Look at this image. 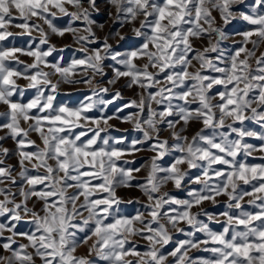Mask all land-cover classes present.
<instances>
[{
    "label": "clouds",
    "instance_id": "obj_1",
    "mask_svg": "<svg viewBox=\"0 0 264 264\" xmlns=\"http://www.w3.org/2000/svg\"><path fill=\"white\" fill-rule=\"evenodd\" d=\"M0 119V264H264V0H0Z\"/></svg>",
    "mask_w": 264,
    "mask_h": 264
},
{
    "label": "snow or ice",
    "instance_id": "obj_2",
    "mask_svg": "<svg viewBox=\"0 0 264 264\" xmlns=\"http://www.w3.org/2000/svg\"><path fill=\"white\" fill-rule=\"evenodd\" d=\"M86 2H87V0H86ZM101 2H102V0H96V5L99 6V5L101 4ZM233 30H234V31H243V28H242L240 25H236V26H234V29H233ZM248 35H252V33H248ZM9 43H10V42H9ZM17 43L19 44L20 41H18ZM24 43H27V41L25 40ZM129 46H130V47H133V46H135V45H134V44H131V45H129ZM237 47H239V45H238ZM133 55H135V53H133ZM217 91H220V89L218 88ZM17 98H18V97H17ZM232 103H234V101H232V100H229V101H228V104H232ZM12 107L15 108L16 105L13 104ZM65 111H66V110H65ZM68 114H69L70 116L73 115V113H71V112H69ZM5 123H7V120H6V119H0V124H5ZM61 123H69V121H61ZM258 143H259V142H258ZM77 151H79V149H77ZM84 155H85V156H89V155H91V156L95 159V157L98 156V155H100V153H84ZM261 164H264V163H261ZM0 168H2V167H0ZM252 170L255 171L256 169L254 168V169H252ZM85 174H86V175H89V176H90V175H94V173H93L92 171H86ZM241 178L243 179V177H241ZM261 184H264V179L261 180ZM257 187H260V185H257ZM247 191H252V189H247ZM261 191H264V188H261ZM4 219L6 220L7 217H5ZM257 219L260 220L261 223H264V216H258ZM116 226H117V225H112V227H116ZM16 231H17L18 233H23L24 229H23V227H21V228H17ZM41 238H42V237H41ZM81 239H83V237H82ZM186 239H187V237H183L182 239H179V240H186ZM197 239H200V238L198 237ZM215 243H216L217 246H219V245H223V244L225 243L223 236L218 235V236L216 237ZM0 244H4V245H6V244H7V241H5V240H3V239H0ZM14 247H15V246H14ZM175 247H176V245H172V247H169L168 249H166V251L171 252V251H173V249H174ZM0 251H3V248H0ZM236 251H237V252H241V251H243L245 255H248V249L236 248Z\"/></svg>",
    "mask_w": 264,
    "mask_h": 264
},
{
    "label": "rangeland",
    "instance_id": "obj_3",
    "mask_svg": "<svg viewBox=\"0 0 264 264\" xmlns=\"http://www.w3.org/2000/svg\"><path fill=\"white\" fill-rule=\"evenodd\" d=\"M0 134H2V133H0ZM0 143L5 144L7 147H14V145H12L10 140H8V141H0ZM253 143H258V142L253 141ZM11 162L13 164L16 163V161L14 159ZM249 163L259 164V163H264V161H261L259 159H253V158L250 157L249 158ZM0 167H2V166H0ZM179 195H183V194H179ZM182 238H183L182 236L177 237V239H182ZM169 247H172V245H170ZM141 250H143V249L141 248ZM0 252H2V251H0ZM81 254H86V249L81 250ZM209 255L210 254L206 253V252H196V253H194V257H196V258H206Z\"/></svg>",
    "mask_w": 264,
    "mask_h": 264
}]
</instances>
